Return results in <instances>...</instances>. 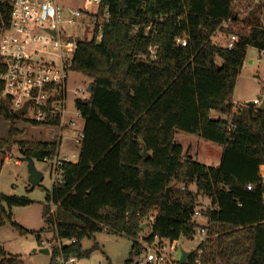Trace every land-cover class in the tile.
I'll return each instance as SVG.
<instances>
[{
  "label": "trees",
  "instance_id": "1",
  "mask_svg": "<svg viewBox=\"0 0 264 264\" xmlns=\"http://www.w3.org/2000/svg\"><path fill=\"white\" fill-rule=\"evenodd\" d=\"M236 1L102 0V13L110 16L102 40H79L71 68L93 87L88 100L76 103L84 121L79 158L64 164L63 181L52 186L43 209L56 240L68 242L54 250L55 258H88L99 246L83 251L82 242L107 232L132 242L125 264H135L151 215L148 241L192 242L200 208L210 236L198 245L202 264H264V112L233 102L247 49L264 52V6L242 17ZM10 13L0 0V33ZM218 32L238 37L232 51L213 42ZM151 47L155 60L148 57ZM0 117L11 123L0 151L16 144L22 159L44 164L57 156V140L15 142L23 134L15 124L29 122L18 120L9 102L0 104ZM177 132L222 147L220 164L195 160L175 142ZM29 203L0 193V228L9 222L21 235L31 233L12 217L14 207ZM0 264L24 262L0 246Z\"/></svg>",
  "mask_w": 264,
  "mask_h": 264
},
{
  "label": "built area",
  "instance_id": "2",
  "mask_svg": "<svg viewBox=\"0 0 264 264\" xmlns=\"http://www.w3.org/2000/svg\"><path fill=\"white\" fill-rule=\"evenodd\" d=\"M2 1L10 5L11 13L9 27L0 33V64L3 68L0 74V104L9 102L14 114L28 105L27 112L21 119L33 108L36 114L29 120L25 119L28 124L35 122L40 124L36 128L56 132L52 138L59 142L58 153L47 165L53 171V185L61 184L62 168L65 163L71 162L66 156L59 158L62 133L74 131L73 141L80 147L83 128H79L78 120L84 121L76 103L90 97L87 89L75 91L78 98L74 100V110L70 111L67 86L78 41L66 32V27H71L75 34L80 31L91 32L92 39L95 37L100 42L110 16L106 12L102 13V0H86L85 9L62 7L58 0ZM237 42V36H230L226 43L227 50L232 51ZM68 43L75 45L74 51L66 47ZM177 44L186 47L187 42L177 40ZM156 51V48L151 47L148 57L155 60ZM254 103L259 108L262 101L255 100ZM51 122L58 125H51ZM248 189L251 190V187ZM181 190L185 191L187 188L183 186ZM207 207L210 205L205 206ZM155 219L156 215H151L144 224L146 228L143 231H150L147 236H140L138 240L141 250L135 264H183L181 258L184 252L190 253L185 264H188L192 254L195 256L193 264H202L204 251L198 249V245L209 240L210 236L207 220L200 208L193 216V221L198 225L195 237L198 244L189 251L185 250L183 243L188 241H168L158 236L148 241ZM61 260L62 264L75 263L74 258L64 260L61 257Z\"/></svg>",
  "mask_w": 264,
  "mask_h": 264
},
{
  "label": "rangeland",
  "instance_id": "3",
  "mask_svg": "<svg viewBox=\"0 0 264 264\" xmlns=\"http://www.w3.org/2000/svg\"><path fill=\"white\" fill-rule=\"evenodd\" d=\"M62 7L85 9L86 0H58ZM263 7L264 0H237L236 9L242 12V17L250 10L256 7ZM261 20L264 24V8ZM87 23V21H86ZM81 28V27H80ZM66 32L72 34L75 40L92 39V33L85 31L78 34L73 33L71 27H66ZM229 35L218 32L213 37V42L220 46H225ZM71 51L75 50L73 43L66 45ZM221 63V61H218ZM90 85V81L83 75L71 72L68 79V101L69 109L73 111L75 108L74 100L78 98L75 91L86 90ZM255 100H264V54L257 49L249 47L247 49L246 58L243 63L241 73L237 79V84L233 93V102L236 106H244L248 102ZM35 110L31 108L29 113L23 119H31ZM225 119V117H223ZM79 128H84V122L78 120ZM11 123L0 117V138L8 137ZM15 128L23 134L15 139L16 141L25 142H48L53 141L52 136L56 132H49L42 128H36L31 124L18 121ZM61 142L60 156L62 159L66 156L71 162L78 160L80 147L73 141L75 132H63ZM175 142L190 150L198 162L208 166L218 163L220 146L201 139L198 136L189 135L183 132H177ZM198 155L196 156V154ZM4 160V164L0 167V193L10 197L24 198L30 203L23 207H14L12 209L13 221L22 229L31 233L21 235L9 222L0 228V246L12 255L20 256L24 264H62L61 257H54V250L68 244L67 241H57L53 231H50L49 224L43 219V209L46 204V197L51 192L53 186V171L51 166L34 161L37 171L43 172V180L37 187H32L29 183L28 163L22 159L16 144L11 145L10 150L6 148L0 151V161ZM264 178V176H263ZM196 192L195 187H191ZM201 205L209 206V201L202 196L198 197ZM51 214H54L56 208L51 206ZM149 229L143 231L141 238L149 234ZM35 233V234H32ZM40 238V241L38 239ZM199 241V240H198ZM185 250L195 248L198 242H183ZM97 244L98 250L91 253L88 258H75L74 264H125L129 258L132 242L121 235L109 234L107 232L98 233L93 239H85L82 242L83 251L93 249ZM41 250H49V255L41 253ZM217 264H221L216 259Z\"/></svg>",
  "mask_w": 264,
  "mask_h": 264
},
{
  "label": "water",
  "instance_id": "4",
  "mask_svg": "<svg viewBox=\"0 0 264 264\" xmlns=\"http://www.w3.org/2000/svg\"><path fill=\"white\" fill-rule=\"evenodd\" d=\"M54 34V33H53ZM92 85H89V87L87 88V92L89 94L92 93ZM255 103L254 102H248L245 104V106H254ZM27 108L28 105H26L22 110L17 111L15 113V117L20 120L22 118V116H24L27 112ZM259 111L264 112V100L262 101L261 106L258 108ZM150 154L147 152V150L144 148L143 153H142V157H148ZM24 161H26L28 163V171H29V183L31 184L32 187H37L39 186V184L42 182L43 180V172H45L47 169H44L43 172H39L37 171L36 167H35V163L33 160H27V159H23ZM171 191V188H168L166 191V194L169 195ZM146 228V225H144L142 227V229L144 230ZM41 253L49 255V250H41ZM190 253H186L184 252L181 258V262L183 264L186 263L187 259L189 258Z\"/></svg>",
  "mask_w": 264,
  "mask_h": 264
},
{
  "label": "crops",
  "instance_id": "5",
  "mask_svg": "<svg viewBox=\"0 0 264 264\" xmlns=\"http://www.w3.org/2000/svg\"><path fill=\"white\" fill-rule=\"evenodd\" d=\"M234 105H235V102H234ZM244 105H245V104H244ZM235 107H238V106L235 105ZM215 117H216V118H219V117H221V116L215 115ZM221 118H222V117H221ZM182 147H183V146H182ZM183 149H184L185 152L189 151V152H190V156L193 157V158L196 160L195 155H193L192 152H191L189 149H188V150H185L184 147H183ZM222 151H223V149H222V147H220V154H219L218 163H214V164H213L214 167H216V166H218V165L220 164ZM197 155H198V153L196 154V156H197ZM77 161H78V160L74 161L73 163H77ZM261 174H262V176H264V167L261 168ZM11 255H12V254H11Z\"/></svg>",
  "mask_w": 264,
  "mask_h": 264
}]
</instances>
